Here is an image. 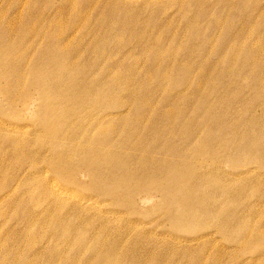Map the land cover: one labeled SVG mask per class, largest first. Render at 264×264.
<instances>
[{
  "label": "rangeland",
  "instance_id": "1",
  "mask_svg": "<svg viewBox=\"0 0 264 264\" xmlns=\"http://www.w3.org/2000/svg\"><path fill=\"white\" fill-rule=\"evenodd\" d=\"M253 61L264 66V0H0V264H264V70ZM204 64L202 81L224 73L206 95L146 84L172 67L191 81ZM107 80L106 119L85 90ZM163 92L161 114L181 97L192 104L180 109L207 97L205 111L218 99L211 113H226L206 137L188 119L149 131ZM187 125L198 134L172 137ZM145 131L156 140L135 146Z\"/></svg>",
  "mask_w": 264,
  "mask_h": 264
},
{
  "label": "bare ground",
  "instance_id": "2",
  "mask_svg": "<svg viewBox=\"0 0 264 264\" xmlns=\"http://www.w3.org/2000/svg\"><path fill=\"white\" fill-rule=\"evenodd\" d=\"M52 56L57 59V61H55V64H57V66L60 67V68L61 67H65L67 69V73L68 74H71L73 76L85 74L86 77H89V79H90V77H92L91 79H93V80H97L99 78V76H97V75L96 76H92L84 68L83 69H80L81 67L79 65H71V64H69V59H66L64 56L63 57H59L58 55H52ZM247 65L248 66L252 65V69L255 71V73H257L259 70H264V66L258 65V63L256 61L249 62ZM74 67H75V69H73ZM77 68H78V70L76 71ZM208 69H209V66L207 64L206 65L204 64V66L202 67V70L198 73L199 75L194 76L191 81H187L183 77L179 78V73L181 72V73H184L183 75H189L190 73L188 71L190 69L186 68V69H183L184 71H182V70H180L177 67H172L171 68V72H170V70H166V71H161L160 70L161 73H158L157 74V78L156 79H153V80L147 81L146 84L156 83L155 86H159V79L158 78H161L163 80L170 81L173 84L171 90L177 89V88H184V89L186 88V89H188L189 88L188 86H190V87H193V88L201 89L203 91V94L206 95V93H207L206 92V86H208V84L210 82H213V80H215V79H217L219 77L224 76V73L223 72L218 73V75H217L216 74V71H213L212 74H211V80L204 79L202 81L201 80V77H202V75H204V73H207ZM127 79H130V78H127ZM107 81H105L106 84L103 86V89L104 90H99L97 87L95 89L85 90V95H87L88 100H90L91 102H93L92 103V106H91L92 108H94V109L97 110V107H99V108L100 107H103V109L105 111H107V113L104 115L105 116L104 118H106V119L108 118L107 116H109V114L111 113V110L113 108V104H112L113 102L111 101L110 93L113 94V88L115 86V83H111L110 80H107ZM109 82H110V84H109ZM231 83H232L231 81L229 83H227L225 85V88L224 89L230 88ZM100 92H106V93L103 94V95H101ZM163 93H165L164 95H167L168 94L169 97L167 99H165V100H161V101L158 102L157 107L153 110V111H157V114H155L153 116L154 117L153 119H151V117H150L152 114H148V116L146 117L147 118V122H148V126L150 127L149 131L153 128V126H155L157 123H159V120H161L162 122L164 121V124L169 123L170 126H171L172 123L174 125V123H177V122L180 123L184 119H188L191 122L192 125L196 124L197 127H203V128H199V131L201 133V131L203 129H205L206 132L204 133V135H202V137H206L208 134L211 133L210 128H212L213 125L216 124L215 123L216 117L221 116V115H224L226 113L225 110H221V111H219L216 114L211 113V111H210L211 109L218 108V107L221 106L220 105L221 102L218 101V99L213 103L212 107L209 106V110L205 111V109L210 104L209 103V99L207 97H204L203 99L198 100V102L193 106V109H189V108H182V109H180L181 106L188 105V104L191 105L192 104V102H191L190 99H188L186 97H181L179 100H176V101L175 100H171V101H175L173 103L177 107L175 110L168 109V110H165L166 111L165 114H161V112H159V110L162 107L158 110V106H161V105L163 106V105L166 104L167 101L170 100V93L169 92H167V94H166V92H163ZM181 96H183V95H181ZM229 100H227L226 102H229ZM226 102H224V103H226ZM97 104H98V106H97ZM116 105H118V106H125L126 103H118ZM146 106H147V108H146ZM143 107L146 108V109H142L141 110V109H136L135 108L134 109L136 111L135 112L136 113L135 115H138V114L141 113V116H143V118H144L145 117V114H146L144 111L148 110L151 107V103H149L148 100H147V102L146 101H145V103L143 102ZM118 119L120 120V122L121 121L122 122L125 121V119H124L123 116H119ZM140 122H142V121H139V118H138V120L135 123L140 124ZM105 124L108 125V126L110 125L112 127H114V125H116V124H114V120H111V119L110 120H107L105 122ZM150 124H151V126H150ZM171 127H173V126H171ZM186 127L187 128H183V131L180 132V133H179V130H176V129H175L176 131L172 129L173 132L171 130H167V132H172V137H175V138H178V136L186 137L187 138V137L192 136V134H193V136L195 135V133H196V135L198 134L197 131H195L194 129H190V127L188 125ZM151 131L152 132H155L154 130H151ZM133 133H137V132H133ZM157 133H156V135H157ZM138 134H140V135H138L136 138H134L135 139V143H134L135 146H139L138 144H140L142 146V144L147 139L150 140V136H152L151 133L148 134L147 131L141 132V133H138ZM165 134H166V132H165ZM66 135H67V138L69 140H74L77 137L76 135H72L71 132H69V134L66 133ZM157 137L158 136H156V138ZM151 139H153V136H152ZM153 140H156V139H153ZM198 144H199V142H198ZM241 151H243V150L239 149L238 152H236L237 153L236 157L237 156H240L242 154V153H240ZM252 155H251V158L253 159V156ZM242 156H243V154H242ZM245 157H246V154H245L244 158ZM93 175H94V172H93ZM183 215H185V214H183ZM91 251H92V248H90V247H85L84 250H83V252H86V253H89ZM98 254H100L98 256L99 259H102L104 253L103 252H100Z\"/></svg>",
  "mask_w": 264,
  "mask_h": 264
}]
</instances>
